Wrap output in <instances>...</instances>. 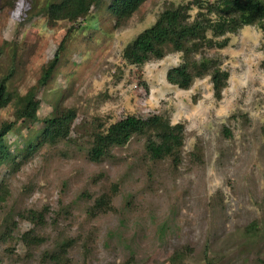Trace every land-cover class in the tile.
<instances>
[{"label":"rangeland","instance_id":"374dc122","mask_svg":"<svg viewBox=\"0 0 264 264\" xmlns=\"http://www.w3.org/2000/svg\"><path fill=\"white\" fill-rule=\"evenodd\" d=\"M109 1L82 24L50 25L39 13L46 0H0V81L8 79L12 94L0 126L14 120L15 98L59 57L36 94L38 121L18 122L5 138L0 264H52L44 255L63 245L65 264H264L261 31L243 27L225 48L207 52L229 74L217 101L209 77L186 91L166 82L167 70L181 63L178 53L142 66L122 58L127 44L181 0H148L122 28H114ZM66 109L76 112L70 136L31 151L42 121ZM152 116L184 126L176 169L167 159H147L140 137L114 149V158L90 162L96 127ZM101 198L105 211L91 214ZM31 211L43 214V225L28 218ZM27 233L45 243L27 247Z\"/></svg>","mask_w":264,"mask_h":264},{"label":"trees","instance_id":"16d2710c","mask_svg":"<svg viewBox=\"0 0 264 264\" xmlns=\"http://www.w3.org/2000/svg\"><path fill=\"white\" fill-rule=\"evenodd\" d=\"M105 0H46L40 8L46 22L57 21L72 24L84 23ZM148 0H110L108 12L114 19V28H122L137 10ZM196 9L194 16L191 12ZM256 26L264 39V0H181L178 5L169 4L158 15L155 22L139 33L122 51L123 60L133 66H142L150 60H162L169 53L181 55V63L167 70L165 80L180 90H188L196 79L210 78L213 97L219 101L227 87L229 74L221 69L216 57L207 52L223 49L229 43L230 35H235L247 26ZM58 55L43 67L37 85L26 94L15 98L13 118L0 126V163L10 156L5 140L7 134L20 121L37 122L36 94L51 80L58 64ZM260 68L264 71V50ZM8 79L0 81V110L12 101V94L6 88ZM50 119L42 121L43 130L38 144L31 151L44 145H54L70 136L76 119L73 109L56 110ZM134 137L143 140L144 155L151 162L169 160L173 168L181 162L185 129L182 124L172 125L166 118L152 116L148 119L127 118L107 128L98 126L90 135L88 159L100 163L114 158L112 151L129 144ZM103 198L92 207L91 214L105 211ZM28 218L35 224H44L43 214L28 212ZM10 232V231H8ZM6 232V234L8 233ZM6 234L2 236H6ZM27 233L23 243L27 247L38 248L45 241ZM67 246L58 252L46 253L44 261L65 264Z\"/></svg>","mask_w":264,"mask_h":264}]
</instances>
